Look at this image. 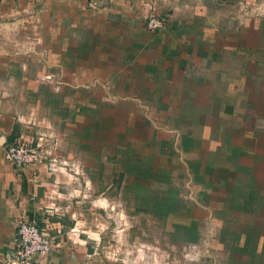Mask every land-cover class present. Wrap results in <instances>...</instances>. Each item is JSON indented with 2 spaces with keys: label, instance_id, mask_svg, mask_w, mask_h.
Instances as JSON below:
<instances>
[{
  "label": "crops",
  "instance_id": "1",
  "mask_svg": "<svg viewBox=\"0 0 264 264\" xmlns=\"http://www.w3.org/2000/svg\"><path fill=\"white\" fill-rule=\"evenodd\" d=\"M39 133L91 200L5 157ZM20 216L55 236L42 264H133L118 239L260 264L264 0H0V264Z\"/></svg>",
  "mask_w": 264,
  "mask_h": 264
},
{
  "label": "built area",
  "instance_id": "2",
  "mask_svg": "<svg viewBox=\"0 0 264 264\" xmlns=\"http://www.w3.org/2000/svg\"><path fill=\"white\" fill-rule=\"evenodd\" d=\"M150 8L154 9L153 6ZM163 23V19L154 12L148 17L147 24L150 28L160 27ZM54 143L44 133H39L34 140H13L5 147L4 154L17 169L27 164L40 163L54 170L60 162ZM14 240V245L3 258L5 264H42L40 260H43L55 245V236L46 227L39 226L24 216L16 219ZM199 251V247L192 244L187 247L186 255L193 260Z\"/></svg>",
  "mask_w": 264,
  "mask_h": 264
},
{
  "label": "rangeland",
  "instance_id": "3",
  "mask_svg": "<svg viewBox=\"0 0 264 264\" xmlns=\"http://www.w3.org/2000/svg\"><path fill=\"white\" fill-rule=\"evenodd\" d=\"M39 135V134H38ZM37 135V136H38ZM36 136V137H37ZM36 139V138H35ZM34 140V139H33ZM55 142V141H54ZM54 145V148L56 149V145ZM53 147V146H52ZM57 154V153H56ZM59 156V166H55L57 169H50L48 170L51 171L54 175L56 174H62V173H68L71 180H72V185L75 188H80L81 192H79L80 199H86L91 198L88 196L89 192L88 189L90 188V184L87 183V178L84 173V168L82 163L74 161V160H66L65 157H63L60 154H57ZM76 164H78V168H76ZM61 166V168H59ZM64 167V168H62ZM77 194V193H76ZM75 194V195H76ZM74 195V197H75ZM78 195H76L77 197ZM78 199V198H76ZM88 203V202H87ZM104 203L102 202V205ZM54 209V208H53ZM117 212V218H123L122 210L120 208L115 209ZM132 213L136 212L135 210H129ZM114 212V211H112ZM106 213V212H105ZM105 215V218L107 217V214ZM114 216V215H113ZM113 218V217H112ZM108 220V218H106ZM123 225L118 226L117 228H123ZM139 226H133L134 231H138ZM106 229V228H105ZM154 236V235H152ZM118 241V244L120 245V248L125 251V247H128V243L132 245V250H133V255L130 257V249H127L128 252H126V255L124 251L123 253V258L126 256L127 259L128 257L132 258L133 264H211V261L214 262V259L212 257H209L210 255H205L208 251L213 252V254H222L223 251L220 247H208L207 245H203L204 247L201 248V252L198 253L197 257L194 258L193 260H190L189 257H187L186 252H187V247L191 246L188 245V242H160V241H155V240H149L147 242L141 241V240H133V241H125V240H116ZM179 243V244H177ZM177 246L179 249H177ZM209 249H208V248ZM109 249V248H108ZM179 251V252H178ZM224 253V252H223ZM225 254V253H224ZM264 254V252H262ZM215 260L218 262L221 260L220 256H216ZM225 260V259H224ZM260 264H264V255L260 257Z\"/></svg>",
  "mask_w": 264,
  "mask_h": 264
}]
</instances>
